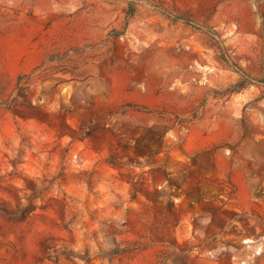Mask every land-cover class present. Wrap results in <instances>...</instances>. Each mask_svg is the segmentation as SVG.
I'll list each match as a JSON object with an SVG mask.
<instances>
[{
	"label": "rangeland",
	"instance_id": "obj_1",
	"mask_svg": "<svg viewBox=\"0 0 264 264\" xmlns=\"http://www.w3.org/2000/svg\"><path fill=\"white\" fill-rule=\"evenodd\" d=\"M0 264H264V0H0Z\"/></svg>",
	"mask_w": 264,
	"mask_h": 264
}]
</instances>
